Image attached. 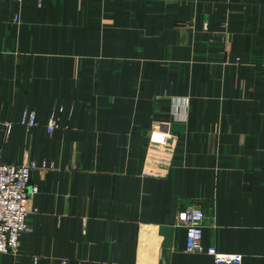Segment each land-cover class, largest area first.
I'll list each match as a JSON object with an SVG mask.
<instances>
[{
  "label": "crops",
  "instance_id": "0c3cea01",
  "mask_svg": "<svg viewBox=\"0 0 264 264\" xmlns=\"http://www.w3.org/2000/svg\"><path fill=\"white\" fill-rule=\"evenodd\" d=\"M0 149L52 164L0 264H215L188 204L204 246L264 264V0H0Z\"/></svg>",
  "mask_w": 264,
  "mask_h": 264
},
{
  "label": "built area",
  "instance_id": "2783aa9c",
  "mask_svg": "<svg viewBox=\"0 0 264 264\" xmlns=\"http://www.w3.org/2000/svg\"><path fill=\"white\" fill-rule=\"evenodd\" d=\"M17 17L15 16L14 19ZM206 28V24H203ZM183 105V104H182ZM63 106H58L52 111L43 128L46 133L52 134L61 127L60 115ZM18 123L31 128L38 125L35 110H23L19 116ZM14 122L7 120L3 122L4 131L9 135ZM68 128L69 125H65ZM52 167L48 161L38 162L36 159H28L20 163L6 162L1 159L0 149V253H14L20 246L21 236L28 230L27 226V201L31 194L38 190L30 183L31 174L36 169L46 170ZM35 211L36 208H33ZM204 214L196 204H188L178 211L177 223L183 227L185 232L186 252H205L212 256L215 264H241L242 255L238 252L219 251L215 246H204L202 243V227ZM33 264H38V257H33Z\"/></svg>",
  "mask_w": 264,
  "mask_h": 264
}]
</instances>
